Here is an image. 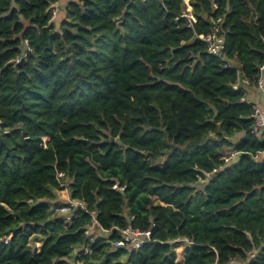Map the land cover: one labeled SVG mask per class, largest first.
I'll return each instance as SVG.
<instances>
[{"label":"trees","instance_id":"obj_1","mask_svg":"<svg viewBox=\"0 0 264 264\" xmlns=\"http://www.w3.org/2000/svg\"><path fill=\"white\" fill-rule=\"evenodd\" d=\"M58 1L0 0V264H264L262 103L244 101L264 0H190L191 30L183 0H65L55 22ZM219 18L227 69L194 36ZM60 181L87 211L50 209ZM92 211L104 230L154 225V243L91 241Z\"/></svg>","mask_w":264,"mask_h":264},{"label":"built area","instance_id":"obj_2","mask_svg":"<svg viewBox=\"0 0 264 264\" xmlns=\"http://www.w3.org/2000/svg\"><path fill=\"white\" fill-rule=\"evenodd\" d=\"M183 6L184 10L181 11V15L176 18V21L185 20L186 25L185 28L191 30L193 25L197 23V18L194 16L192 11V3L190 0H183ZM212 7L214 10L217 9V5L212 3ZM54 14V13H53ZM221 18L217 19L213 22L214 28L212 32L208 35H194L197 39L201 40L205 46H206V54L216 57L220 60H222L223 68L227 69L230 68L229 62H226L225 60V39L223 35H220V25ZM264 70V65L260 68V71L262 72ZM257 90L260 93V102L262 103V106H254L253 107V124L250 128V133L254 135L255 137L259 139L264 140V78L260 76V78L257 81ZM246 103H249L246 99L244 100ZM223 162H227L228 158L224 157L222 158ZM204 178L199 179V182L204 183L207 181L208 177L210 176V173H202ZM63 174L58 173L57 178L62 179ZM60 187L62 190H65L67 193V200L65 203V210L68 212V214L65 216L68 218V216L72 215L73 212L77 210L81 211H87L86 205L82 201L78 200H72L70 199L68 195V191L64 188V185L60 181ZM116 188V186L114 187ZM121 191L124 190V188L120 189ZM89 215L91 216L92 222L87 227L85 234L90 237L91 241H94L92 236H89V230L92 228L100 229L103 232H107V234H116V239L114 241L110 242L111 248L114 250H123L126 253H130L133 251H136L140 248H142L144 245L152 244L154 243V240L152 239V228H154V225L151 226L149 230H139V229H133L131 227H127L125 229H118L113 227L110 230H104L99 225L97 221V211L89 212ZM173 244H175V247L181 246L182 248L187 247L191 245V242L187 238H176L172 241ZM3 244H7V241L4 240ZM175 249V248H174ZM88 251L84 250L82 254H86ZM184 252V249H183ZM176 253V252H175ZM184 259V256L183 258ZM183 261V260H181ZM181 261H175V262H181ZM231 264H240L237 261H233Z\"/></svg>","mask_w":264,"mask_h":264},{"label":"rangeland","instance_id":"obj_3","mask_svg":"<svg viewBox=\"0 0 264 264\" xmlns=\"http://www.w3.org/2000/svg\"><path fill=\"white\" fill-rule=\"evenodd\" d=\"M64 2H65V0H59L54 5L53 13L55 15V17H54L55 18L54 19L55 22H57L58 19L60 18V16H62L61 9H63ZM183 10H184V6H182L181 11H183ZM224 157H227L228 158V161L227 162H229V163H233L234 160H235L234 153L231 150H229V149L224 150ZM263 157H264V155H260L259 156V159H261ZM198 184L201 185L203 183L199 182ZM66 200H67V193H66L65 190H61L59 193H57L55 201L50 202L51 203L50 204L51 205L50 206V209L53 208L55 214H57V215H59L61 217L67 218V217H65L68 214V212L65 210ZM89 236H92L93 239H97L99 237H102V239L107 240L109 234H107V232L101 231L100 229L92 228V229L89 230ZM39 245H40V243H36V244L33 245V248H37V247H39ZM174 250H175L176 256H177L176 257V260L177 261L183 260L182 259L183 256H184L183 248L181 246H177V247H175Z\"/></svg>","mask_w":264,"mask_h":264},{"label":"crops","instance_id":"obj_4","mask_svg":"<svg viewBox=\"0 0 264 264\" xmlns=\"http://www.w3.org/2000/svg\"><path fill=\"white\" fill-rule=\"evenodd\" d=\"M246 100L253 104H259L260 94L257 89H247L246 90Z\"/></svg>","mask_w":264,"mask_h":264}]
</instances>
